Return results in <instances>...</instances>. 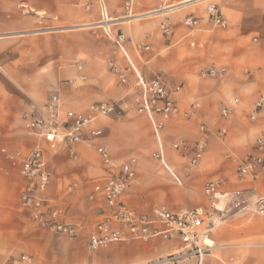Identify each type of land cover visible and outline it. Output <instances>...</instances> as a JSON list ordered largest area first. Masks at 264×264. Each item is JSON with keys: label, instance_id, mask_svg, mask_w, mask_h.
Segmentation results:
<instances>
[{"label": "crops", "instance_id": "obj_1", "mask_svg": "<svg viewBox=\"0 0 264 264\" xmlns=\"http://www.w3.org/2000/svg\"><path fill=\"white\" fill-rule=\"evenodd\" d=\"M126 3L135 18L123 19ZM208 4L219 7L225 28L208 20ZM161 6L162 17L149 15ZM103 11L114 21L110 33L127 39V54L143 80L161 78L177 103L176 115L158 118L165 164L177 180L152 158L158 144L149 121L136 112V78L127 72L128 83L120 86L107 68L108 61L121 70L127 63L99 25ZM187 17L196 25L185 26ZM162 20L170 25L168 36L159 31ZM135 44L149 50L136 52ZM211 67H223L226 73L220 78L201 75ZM53 95L61 101V119L69 111L88 115L96 103L117 107L115 115L86 129L101 133L90 145H75L76 160L64 145L50 148L37 132L25 129L23 116L43 117ZM258 99L263 107L250 122ZM222 108L228 110L226 117L220 114ZM201 125L208 131L207 145L198 165L192 166L191 154L172 145H194L201 138ZM261 130L264 0H0V149L26 156L40 148L50 176L48 197L67 222L80 227L74 239L32 227L19 206L20 163L0 154V264H17L22 255L32 257L33 264H157L181 249L178 241L129 239L87 252V237L106 212L101 194L89 200L94 184L105 175L97 146L105 147L117 163L136 160L135 180L122 198L133 211H220L224 220L212 231V248L203 264H264V216L251 210L264 195V172L239 179L231 160L250 154ZM216 179L223 184L211 201L203 186ZM68 187L73 190L68 192Z\"/></svg>", "mask_w": 264, "mask_h": 264}, {"label": "built area", "instance_id": "obj_2", "mask_svg": "<svg viewBox=\"0 0 264 264\" xmlns=\"http://www.w3.org/2000/svg\"><path fill=\"white\" fill-rule=\"evenodd\" d=\"M165 7L161 6L154 13L162 17ZM125 16L123 19L135 18L132 14L130 3L124 5ZM206 15L213 26L225 28L226 20L220 13L217 5L208 4ZM107 15L102 12V20L99 24L110 38L115 51L122 56L127 63V68L121 70L113 61L107 62V68L112 71L118 79L120 86L128 83L127 72L136 78V85L140 89L139 102L136 107L138 115L145 117L152 128L158 144V151L152 155L164 169L168 170L162 152L160 133L163 125L158 118L176 115L178 106L172 98L170 91L159 77H154L150 81H144L137 68L130 60L126 44L127 39L122 33L111 34L109 27L113 23ZM197 21L192 17L184 20V25L192 27ZM162 35L168 36L171 33L170 25L162 20L158 25ZM134 50L140 52L149 50L148 46L140 44L134 45ZM226 73V69L211 67L201 73L202 76L210 78H220ZM84 80V77H81ZM233 104L236 100L232 101ZM263 107V100L258 99L254 104V109L249 116V121L254 122ZM61 101L58 96H51L44 105L43 117H32L24 115L25 129L30 132H37L50 146L56 148L57 144L64 145L70 159L76 160L75 145L84 143L90 145L93 140L100 136V129H86L96 120L116 114L117 107L114 103H96L90 106L88 115L76 114L71 111L66 112L64 118H60ZM191 110L195 106L190 107ZM222 117L228 114L227 108L220 110ZM190 114L185 117L189 118ZM207 129L204 125L199 126L201 138L190 146L184 141L173 143L172 148L182 154H191L189 163L197 166L202 159L206 149ZM217 137L223 134L218 132ZM95 153L105 168L104 177L96 182L93 191L89 195V200L101 194L104 197L106 212L104 219L94 226L93 231L88 235L86 250L88 253H95L108 247L112 243H118L129 239L149 241L151 239H161L163 241H178L182 247L179 251L168 255L158 261L157 264H180L192 261L194 264H203L212 245L209 244L213 229L218 225L224 216L220 211L213 208V211L195 210H175L169 211L165 208L157 207L151 213H137L130 209L123 202V194L126 188L132 184L136 176V160L131 158L126 162L117 163L112 159L108 151L103 146H97ZM0 154L5 155L11 162L19 161L18 174L22 187L19 196V206L27 216L28 221L35 228L51 234L74 239L77 237L80 227L66 221L62 209L48 197L50 176L47 170L46 158L40 148L35 147L26 156L19 153H7L5 149H0ZM235 165V173L239 179L246 176L256 178L264 172V130H261L255 139L253 150L250 154L242 158H231ZM169 171V170H168ZM170 172V171H169ZM175 178L173 173L170 172ZM223 184L221 179L209 181L203 186L204 195L211 201L217 199L218 190ZM73 187H68L71 192ZM255 215L264 216V195L255 199L251 206ZM17 264H33V258L22 255Z\"/></svg>", "mask_w": 264, "mask_h": 264}, {"label": "rangeland", "instance_id": "obj_3", "mask_svg": "<svg viewBox=\"0 0 264 264\" xmlns=\"http://www.w3.org/2000/svg\"><path fill=\"white\" fill-rule=\"evenodd\" d=\"M29 223H30V221H29ZM30 225L32 226V227H34V225L32 224V223H30ZM35 228V227H34Z\"/></svg>", "mask_w": 264, "mask_h": 264}]
</instances>
